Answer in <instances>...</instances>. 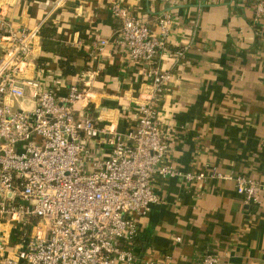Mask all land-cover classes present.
Returning a JSON list of instances; mask_svg holds the SVG:
<instances>
[{
  "label": "crops",
  "instance_id": "0c3cea01",
  "mask_svg": "<svg viewBox=\"0 0 264 264\" xmlns=\"http://www.w3.org/2000/svg\"><path fill=\"white\" fill-rule=\"evenodd\" d=\"M259 1L0 0V12L14 28L54 32L35 40L36 71L61 78L60 94L70 84L85 90L89 114L122 133L135 124L146 81L114 46L120 23L110 6L150 23L171 15L167 51L186 50L177 62L169 55L160 62L174 75L157 107L166 164L183 174L215 168L264 183V18L253 20ZM61 63L73 74H64ZM152 183L161 202L138 220L134 264H194L205 255L218 264H264V191L257 204H246L231 179L155 176Z\"/></svg>",
  "mask_w": 264,
  "mask_h": 264
},
{
  "label": "built area",
  "instance_id": "2783aa9c",
  "mask_svg": "<svg viewBox=\"0 0 264 264\" xmlns=\"http://www.w3.org/2000/svg\"><path fill=\"white\" fill-rule=\"evenodd\" d=\"M254 7L258 22L264 0ZM110 11L120 23L114 46L140 66L146 81L135 124L125 133L114 123L98 124L85 90L70 84L60 94L61 78L36 71L39 32L14 28L0 12V264H134L138 220L161 202L155 176L231 179L246 204H257L264 191V183L245 176L215 168L183 174L166 164L157 107L174 75L160 62L164 55L183 59L186 48L167 51L176 24L169 14L150 23L120 4ZM105 45L99 42V51ZM218 262L205 255L194 264Z\"/></svg>",
  "mask_w": 264,
  "mask_h": 264
},
{
  "label": "trees",
  "instance_id": "16d2710c",
  "mask_svg": "<svg viewBox=\"0 0 264 264\" xmlns=\"http://www.w3.org/2000/svg\"><path fill=\"white\" fill-rule=\"evenodd\" d=\"M38 35L42 38L55 36L54 32H52L50 29L45 28V27L40 29ZM60 66L63 69L64 74H66V75L67 74H73L72 69L70 67H68L67 63H61Z\"/></svg>",
  "mask_w": 264,
  "mask_h": 264
}]
</instances>
